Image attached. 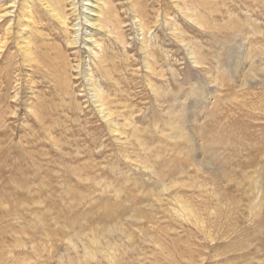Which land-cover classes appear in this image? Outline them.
I'll return each mask as SVG.
<instances>
[{
    "label": "rangeland",
    "instance_id": "374dc122",
    "mask_svg": "<svg viewBox=\"0 0 264 264\" xmlns=\"http://www.w3.org/2000/svg\"><path fill=\"white\" fill-rule=\"evenodd\" d=\"M24 1L0 6V264H70L92 233L121 264H264V0H112L114 129L83 80L68 94L81 55Z\"/></svg>",
    "mask_w": 264,
    "mask_h": 264
},
{
    "label": "bare ground",
    "instance_id": "6f19581e",
    "mask_svg": "<svg viewBox=\"0 0 264 264\" xmlns=\"http://www.w3.org/2000/svg\"><path fill=\"white\" fill-rule=\"evenodd\" d=\"M5 1L6 0H0L1 7H3V3ZM36 1H38L41 7L44 8L46 13L49 14L53 21L57 24L56 26L59 27L60 34L64 37L68 49L72 51L78 50V54L81 55L79 57L80 61L75 65H72L73 63L70 61L69 55H66V69L65 73H63L65 75V77L63 76V80L65 81V85H67L66 88L69 90H67L68 94L72 91V95L75 96V93L77 92H75V87L73 88V85H75L76 80H83L85 85L84 89H86L85 92L87 93V98L89 99L88 101L94 106L98 115L102 116V120L108 126L110 125L111 129H114V127L117 126L114 119L115 113L110 110L111 108L109 107L112 102L108 104L104 103L107 98V92L103 83H106L108 80L110 81V78L113 79V74L107 66V63L110 61V56L108 57L109 48L106 45V41H114L113 45L123 47V51H126V46L129 45V42L127 41L122 27L111 25L113 23V19L118 18L116 8L111 3L112 0ZM23 9L25 14L28 15V18H30L33 14V8L26 0L24 1ZM5 12L6 11L4 10L0 11V24L8 15H10V12L4 14ZM108 15L109 17H107ZM147 31L138 36V43L142 46L147 43V40L148 42H153L155 40V35L150 33L152 31H149L148 33ZM146 33L148 36L149 34L151 35L150 39L146 38ZM18 37H21L20 33L18 34ZM23 42V45L20 43L18 44L19 51L23 54V57L35 60V50L32 42H27V40H24ZM146 48L148 49V47H142L143 51H145ZM149 48H151V45ZM1 49H3V47H1ZM190 55L192 57L191 60L193 61V64H199V60L196 57H193L195 55L191 53ZM198 66L199 65H197V67ZM146 68L148 71L152 70V66L149 64H147ZM99 73L101 74L102 79H97L96 74L98 75ZM247 79V83H251L256 78L251 75ZM151 88L155 90L153 85ZM179 185H176V187ZM180 203L181 209L178 211L183 213L184 218H188L190 214L193 213L192 207L186 202L182 201ZM118 229L119 228H114L112 229V232L107 228L104 230L107 233H113ZM87 237L88 242H84L85 244L81 245L83 251L80 252V248H78V246H74L75 248L73 249L76 251V256L68 259L70 264H121L123 259V253L121 251L122 244L111 243L104 245L93 233Z\"/></svg>",
    "mask_w": 264,
    "mask_h": 264
}]
</instances>
